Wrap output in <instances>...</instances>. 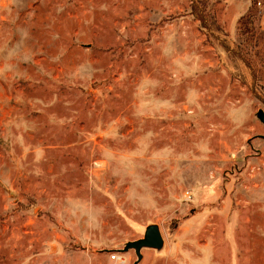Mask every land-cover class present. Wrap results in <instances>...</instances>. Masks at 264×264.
<instances>
[{
  "label": "rangeland",
  "instance_id": "rangeland-1",
  "mask_svg": "<svg viewBox=\"0 0 264 264\" xmlns=\"http://www.w3.org/2000/svg\"><path fill=\"white\" fill-rule=\"evenodd\" d=\"M259 1L0 0V264H264Z\"/></svg>",
  "mask_w": 264,
  "mask_h": 264
},
{
  "label": "water",
  "instance_id": "water-1",
  "mask_svg": "<svg viewBox=\"0 0 264 264\" xmlns=\"http://www.w3.org/2000/svg\"><path fill=\"white\" fill-rule=\"evenodd\" d=\"M258 117L264 123V111L260 110L258 112ZM164 246V237L161 231V228L158 224L153 223L146 227L144 236L140 239L127 242L124 250H129L131 248L135 249V252L138 256V260L135 264H138L139 260L142 259L143 255L141 250L143 248H153L160 250Z\"/></svg>",
  "mask_w": 264,
  "mask_h": 264
},
{
  "label": "trees",
  "instance_id": "trees-1",
  "mask_svg": "<svg viewBox=\"0 0 264 264\" xmlns=\"http://www.w3.org/2000/svg\"><path fill=\"white\" fill-rule=\"evenodd\" d=\"M258 2H260V1H259V0H252V4H251L250 8L248 9V12H247L245 15H243V16L240 18V20H239V24H240V25L243 24L246 20L250 19L251 16H253V15H257V11H258V9H257V4H258ZM194 5H195V7H194ZM196 8H197V5L195 4V1H193L192 10H193L194 13H196V14L198 15V17L200 18V21H201L202 25H203L204 27H207V26L205 25V18H204V16L200 15V14H199V11H198ZM206 15H207V14H206ZM240 27H241V26H240Z\"/></svg>",
  "mask_w": 264,
  "mask_h": 264
},
{
  "label": "built area",
  "instance_id": "built-area-1",
  "mask_svg": "<svg viewBox=\"0 0 264 264\" xmlns=\"http://www.w3.org/2000/svg\"><path fill=\"white\" fill-rule=\"evenodd\" d=\"M260 3H261V2H258V4H260ZM112 258H113V259H116V258H120V256H118L117 254H113V255H112Z\"/></svg>",
  "mask_w": 264,
  "mask_h": 264
},
{
  "label": "crops",
  "instance_id": "crops-1",
  "mask_svg": "<svg viewBox=\"0 0 264 264\" xmlns=\"http://www.w3.org/2000/svg\"><path fill=\"white\" fill-rule=\"evenodd\" d=\"M242 1H245V2H249V3H251L252 0H242Z\"/></svg>",
  "mask_w": 264,
  "mask_h": 264
}]
</instances>
